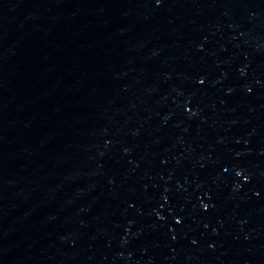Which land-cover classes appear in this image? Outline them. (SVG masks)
I'll use <instances>...</instances> for the list:
<instances>
[{"label": "water", "instance_id": "water-1", "mask_svg": "<svg viewBox=\"0 0 264 264\" xmlns=\"http://www.w3.org/2000/svg\"><path fill=\"white\" fill-rule=\"evenodd\" d=\"M0 264H264V0H0Z\"/></svg>", "mask_w": 264, "mask_h": 264}]
</instances>
